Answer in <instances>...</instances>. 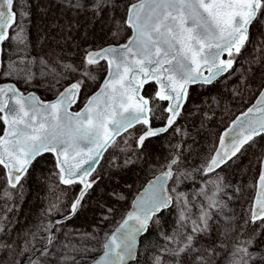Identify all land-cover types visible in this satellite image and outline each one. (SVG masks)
<instances>
[{
	"label": "snow or ice",
	"instance_id": "6c2138e0",
	"mask_svg": "<svg viewBox=\"0 0 264 264\" xmlns=\"http://www.w3.org/2000/svg\"><path fill=\"white\" fill-rule=\"evenodd\" d=\"M59 3L68 11L85 7L79 0H59ZM106 5L115 6L114 0H93L92 8L99 11ZM14 6L19 11H14ZM27 7V0L24 4L19 0H0V70H3L0 75L22 77L26 83L33 79L31 68L18 64L31 65L37 61L21 57L19 62L5 65L2 57L7 41L14 42L20 51L28 47L23 23L29 15ZM124 25L132 31L124 44L85 49L79 65L64 62L55 53L51 66L48 60H39L42 66L48 67L47 72L41 68V75L52 78L54 89L56 84L70 79V75L78 77L67 85L62 84V90L56 89L54 101H43L34 92L25 94L15 84L0 85V122L5 125L0 135V166L5 169L8 187L16 188L33 162L45 153L53 154L61 184L81 185L79 193L67 206L68 215L55 223L42 224L33 233L32 240L25 243L21 254L32 253L28 264H47V260L42 262L40 257L51 255L48 246L56 240L52 229L82 209L89 190L97 183L89 177L96 171L103 154L109 148L119 147L118 137L124 133L132 137L129 130L140 125V134L135 140L137 148H142L146 140L167 133L173 127L192 86L211 85L234 70L236 58L249 42L250 29L264 33V0H130ZM225 53L227 59H222ZM262 59L264 57H257L251 63L259 65L264 76ZM101 61L105 62L106 78L99 89L87 97L80 111H70L86 86L85 81L97 79L94 72ZM248 70L253 71L252 67ZM149 80L159 86L152 100L168 101L163 109L167 113L163 117L165 124L159 128L151 126L157 105L141 95L143 85ZM261 136H264V90L223 133L218 147L205 162L191 170L181 169L179 152L173 154L114 231L102 237L81 234L79 247L65 244L64 248L80 254L81 259L89 253L100 252L89 264H129L136 259L137 238L148 231L150 224L159 223V213L175 207L177 227L171 235L164 236L165 241L175 247L165 245L161 249L174 259L165 261L164 255H158L153 257V264H264V246L257 244L264 232V157L258 160L261 170L256 183L250 185L256 189V194L240 226V235L250 225L256 227L245 239L237 236L231 248L224 241L231 238L236 226L233 217L224 215L223 210L228 205L222 197L232 199L226 191L232 185L226 184L217 172ZM225 137H228L227 144ZM123 142L127 143V138ZM175 147L179 149L180 145ZM132 162L131 158L125 160V164ZM193 173L217 175L192 192L178 191L184 180H195ZM169 181L173 182L171 188ZM235 191L240 189L237 187ZM3 197L10 200L12 193L5 188ZM52 209L60 211L56 204L46 214ZM3 219L6 217H0V232L5 230ZM41 231L50 234L43 238L44 247L36 249L40 257L33 259V241ZM214 232L217 241L209 239ZM89 240H98L99 247H89L85 243ZM201 241H207V245ZM9 247L0 243V249ZM61 261L62 264H80L75 255L69 254H64ZM15 264L20 261L16 260Z\"/></svg>",
	"mask_w": 264,
	"mask_h": 264
},
{
	"label": "rangeland",
	"instance_id": "374dc122",
	"mask_svg": "<svg viewBox=\"0 0 264 264\" xmlns=\"http://www.w3.org/2000/svg\"><path fill=\"white\" fill-rule=\"evenodd\" d=\"M24 2L25 0H19L20 4H24ZM79 2L85 5L83 9L68 11L59 3V0H27V11L31 8L30 4L34 6L36 11H39L35 20L38 32L28 31L30 24L28 17L22 18L27 32L28 47L23 51L18 48L15 54L5 57L3 61L6 65L11 61L19 62L21 57L35 59L37 61L35 64H18V66L30 67L33 79L26 83L22 77L0 75V80H13L23 90H34L44 98H52L56 95V89H62V84L67 85L72 79L78 77L70 75V79L61 81V84H56V89L52 88L51 85L54 83L52 78L41 75L42 67L46 72L48 71V67L39 63L41 58L48 60L49 66H51V57L55 53L60 56L62 61L79 65L83 50L101 47L109 43H122L130 36L131 30L124 25L126 8L130 0H114L115 6L106 5L99 11L93 10V0H79ZM53 3L59 4L58 9L62 12L54 13L53 7L50 6ZM114 33L116 34L114 35ZM11 35L12 30H10ZM13 44L15 43L13 42ZM257 57H264V33L253 28L250 29L249 42L242 50L241 55L236 58L234 70L216 80L220 83L218 87L223 85L222 88L217 92L207 93L205 92L207 86H192L181 116L167 133L159 135L155 140H146L142 148H137L135 140V136L140 134L142 127L140 125L129 130L133 133L132 137H129L128 133L118 137L117 144L119 147L108 149L94 174V178H96L95 175L105 178L108 172L111 175L115 172L116 176L119 177V182L116 183L119 185L118 189L112 190L108 195L113 200L106 206L103 205V202L98 203L92 194L99 183L93 185L94 188L89 190L82 209L75 215L74 219L65 220L63 224L52 229L51 234L56 236V240L53 245L48 246L51 255L47 258L40 257L39 251H36V249L44 247L45 240L43 238L50 233L41 231L37 239L33 241L34 247L29 245V247H33V252H35L33 259L40 257L42 262L47 260V264H62L61 257L64 254H69L75 255L76 259L80 260V264H88L99 252L89 253L85 259H81L80 254L69 252L68 249L64 248V245L70 244L79 247L81 234L84 233H90L96 237H102L104 233H109L122 218V214L130 204L136 189H140L144 184V177L160 171L173 154L179 152L182 160L181 169L191 170L205 162L213 154L222 129L238 111L250 104L248 102L251 97L255 93H259L264 86V76L261 75L260 66L251 63ZM261 63L264 64V59ZM249 67H252V72H249ZM94 74L97 77L95 81H85L86 86L82 88L81 103L100 86L105 78L104 61H101L100 65L97 66ZM175 128H179L180 131H173ZM125 138H127V143L123 142ZM176 145H180V148L177 149ZM155 146L163 149V153L158 157L153 153ZM263 156L264 136L256 137L254 143L246 145L242 149V154H238L232 161L217 170L224 177L225 183L232 185L226 189L232 199H228V196L222 197L228 205L223 210L224 215L233 217L236 226V231L231 234V238L224 241L229 248L236 242L237 236L245 239L256 227L250 225L243 235H240V226L246 218V212L251 205L252 193L255 191V188L250 185L256 183L261 170L258 160ZM128 158H131L133 162L125 164V160ZM105 168L108 169V172ZM39 169L42 173L34 175V178L37 175L34 184L31 182L33 175H30L25 176L16 188H8L5 184V169L0 166V217H6L2 221L5 230L0 232V237L5 235V238L4 240L0 238V243L10 246L7 249H0V261L3 264H15L16 260H19L20 264H26L28 256L32 253L21 254L25 243L32 240L33 233H36L42 224L55 223L57 218L66 215L68 213L67 206L79 191V184L72 186L57 184L56 178L58 176L50 165L41 162ZM138 174L141 175L138 180L137 178H129ZM193 175L195 180H184L177 190L192 192L200 188L207 179L216 178L217 174L212 173L210 177L201 176L200 173H193ZM172 185L173 182L171 181L170 188ZM237 187L240 189L239 192L235 191ZM5 188L12 193L10 200L3 197ZM56 204H58L60 211L52 209L46 214V211ZM96 205L102 210H99L98 214L95 213L93 219L84 222L85 218H82L81 215L86 214L87 207L95 208ZM9 209L11 210L9 211ZM177 215V209L171 207V221L166 226L159 228L160 234L163 233L160 249L146 257L147 264H153V257L158 255H164L165 261L174 259L170 255L163 254L161 249L165 245L169 248L175 247L174 244L165 241L164 236L171 235L177 227ZM220 222L221 225L225 223L223 218ZM209 239L217 241V234L214 232ZM85 243L89 247H99L98 240H89ZM201 243L207 245V241H201ZM257 244L264 246V232L261 233V238L258 239Z\"/></svg>",
	"mask_w": 264,
	"mask_h": 264
},
{
	"label": "trees",
	"instance_id": "16d2710c",
	"mask_svg": "<svg viewBox=\"0 0 264 264\" xmlns=\"http://www.w3.org/2000/svg\"><path fill=\"white\" fill-rule=\"evenodd\" d=\"M4 48H5V52H4V55L2 57L3 60L7 56L15 54L16 50L18 49L17 45L13 44L12 41L5 42V47ZM219 84L220 83L217 81V82H214L211 85H207V88H206L205 92H207V93L217 92L223 86L222 85L221 87H218ZM156 91H157V85H156V83L154 81L149 82L143 88L144 95L147 96L150 99L152 104L157 105V107L155 108V115L151 119V124L152 125L163 124L165 122L163 117L167 115V113L163 111V109L166 108V101L152 100V98L155 96ZM257 94L258 93H255L251 97V99H250V101L248 103H251L254 100V98L257 96ZM4 127H5V125L2 122H0V133L3 132ZM158 137L159 136L154 137V138H150V140L151 139L155 140ZM153 153L155 154L156 157H158V156H160L163 153V149H161V147L155 146L153 148ZM41 162H44V164H46V165H50L52 167L53 171H55V173L58 172V169L56 168V165H55V159H54L53 155L50 154V153H45L43 156L38 157L37 160L34 161V163L30 167V169H29V171H28V173L26 175V177H28L30 175H33V177H31L32 184H34V181L37 178V175H36L35 178H34V175L42 173V171L39 169V165H40ZM105 170H106V168H105ZM106 172H108V169L106 170ZM140 176L141 175L138 174L136 176H132L133 178L132 177H129V178L130 179L137 178V180H138ZM149 176H151V175L149 174V175H146L144 177V179H143L144 183H145V181L147 180V178ZM201 176H204V175L201 174ZM95 177H96L95 179L97 180V183H99V184H98V187L95 190V192L92 194V196H94L95 199L98 200V203L103 202L104 203L103 205L106 206L113 200V199H111V197L108 196L109 192H111L112 190L115 191L119 187V185L116 184L117 182H119V177L116 176L115 172L112 175L110 174V172H108V175L105 178L100 177V175H97V176L95 175ZM113 177H115V178H113ZM126 177H128V176H126ZM129 178H126V179L130 180ZM128 180H126V182H129ZM56 183L57 184L59 183L60 185L63 186V184H61L59 182L58 178H56ZM132 183H134V182H132ZM5 184H6V187H8L6 179H5ZM94 186H93V188H94ZM57 189H58V187H57ZM138 190L139 189H136V192ZM254 193H255V191L252 193L250 204H252V202H253ZM133 197L134 196H132L131 201H132ZM129 205L127 206V208L129 207ZM127 208H126V210H127ZM99 210H102V208L97 206V205H96L95 208L87 207L86 208V214L85 215H81V217L85 218L84 222H88L91 219H93L92 217L94 216L95 213H97V214L99 213ZM126 210H124V213H125ZM124 213L122 214V216L124 215ZM74 217H75V215L71 218V220H73ZM158 218H159L160 224L159 223H158L159 225L158 224H150V227H149L148 231L141 238L140 248H139V253H138L137 258L134 261L130 262L129 264H147V258L146 257H148L150 254H153L154 252H157L160 249V246L162 244L163 238H162V236L160 234V229L159 228L161 226L162 227L166 226L171 221V208L169 210L167 209V210L162 211L161 213H159L158 214ZM0 238H1V240H4L5 235H1Z\"/></svg>",
	"mask_w": 264,
	"mask_h": 264
},
{
	"label": "water",
	"instance_id": "95a60500",
	"mask_svg": "<svg viewBox=\"0 0 264 264\" xmlns=\"http://www.w3.org/2000/svg\"><path fill=\"white\" fill-rule=\"evenodd\" d=\"M14 10V9H13ZM15 11V10H14ZM10 30L11 29H9V35H10ZM132 35V31H131V34H130V36ZM129 36V37H130ZM128 37V38H129ZM127 38V39H128ZM127 41V40H126ZM125 41V42H126ZM125 42H122V43H109V44H105V45H103V46H101V47H98V48H92V50H96V49H100V48H103V47H107V46H118V45H120V44H124ZM222 59H227V54L225 53L224 54V56L222 57ZM1 71V70H0ZM205 75H207V72H205ZM105 78H106V76H105ZM104 78V79H105ZM220 78V77H219ZM103 79V80H104ZM151 81H153V80H149L147 83H145L144 85H143V87H142V89H141V95L142 96H144L146 99H149L147 96H145L144 95V93H143V88H144V86L146 85V84H148L149 82H151ZM103 82V81H102ZM102 82H101V84H102ZM155 82V81H154ZM71 83V82H70ZM4 84H15L16 85V87L17 88H19L20 89V91L21 92H24L25 94H28V93H35L37 96H39L40 97V99L41 100H43V101H54L55 99H56V95L54 96V97H52V98H43L39 93H37L36 91H34V90H23V89H21L18 85H17V83L15 82V81H13V80H4V81H1L0 80V85H4ZM69 84V83H68ZM101 84H100V86H101ZM157 85V84H156ZM99 86V87H100ZM99 87L94 91V92H92L88 97H90L92 94H94L98 89H99ZM62 90V89H61ZM159 90V86L157 85V91ZM190 90V89H189ZM262 90H264V86L262 87V89L260 90V92L262 91ZM260 92L257 94V96L254 98V100L248 105V106H246L244 109H242L241 111H239L230 121H229V123L222 129V131H221V133H220V137L223 135V133L225 132V131H227L231 126H232V124H233V122L238 118V117H240L246 110H247V108H249L250 106H252L255 102H256V100L259 98V94H260ZM81 93H80V96H79V98H78V100H77V103L76 104H74L71 108H70V111H72V112H78V111H80L83 107H84V104H85V102H86V99L81 103ZM150 100V99H149ZM186 103V102H185ZM167 105H168V101H166V107H167ZM185 105V104H184ZM164 124H165V122L163 123V124H159V125H151L153 128H159V127H162V126H164ZM4 130H5V127H4ZM4 130H3V132H4ZM3 132L2 133H0V135H2L3 134ZM220 137H219V140H220ZM219 140H218V143H217V146H216V148L218 147V145H219ZM227 142H228V137H225V143L227 144ZM215 148V149H216ZM215 151V150H214ZM106 153V152H105ZM105 153L103 154V156L105 155ZM214 153V152H213ZM51 154V153H50ZM53 155V154H52ZM213 155V154H212ZM264 157V156H263ZM103 159V158H102ZM102 159L99 161V163H98V165L96 166V170H97V168H98V166H99V164L101 163V161H102ZM162 170V169H161ZM161 170L160 171H158V172H156V173H154V174H152L151 176H149L148 178H147V180L145 181V183L140 187V189L135 193V195H134V197H133V199H132V201H131V203H130V205H129V207L127 208V210L125 211V213H124V215L122 216V218L119 220V222L114 226V228L109 232V234L112 232V231H114L115 230V228L119 225V223L122 221V219L123 218H125L126 217V215H127V213L128 212H130V211H132L133 210V205H134V203H135V201H136V199H137V197L141 194V193H143L144 192V190H145V188H147L148 187V185H149V183L150 182H152L155 178H156V176H158L159 174H160V172H161ZM96 172V171H95ZM95 172L92 174V176L91 177H89V179H95L94 178V174H95ZM22 181V180H21ZM77 184H79V183H77ZM170 184H171V181H169L168 182V187L170 188ZM80 185V184H79ZM80 188H81V185H80ZM80 188H79V191H80ZM79 191H78V193H79ZM77 193V194H78ZM255 194H256V189H255V193H254V196H255ZM77 196V195H76ZM254 198V197H253ZM68 215V213L66 214V215H64L63 217H61V218H57L56 219V221L57 220H62L65 216H67ZM150 227V226H149ZM149 229V228H148ZM146 233V232H145ZM145 233H143V234H141L138 238H137V255H136V258H137V256H138V253H139V248H140V242H141V238H142V236L145 234ZM98 255H100V252L96 255V256H98ZM95 256V257H96ZM94 257V258H95ZM134 261V260H133ZM130 262H132V261H130ZM129 262V263H130ZM26 264H28V261H27V263ZM89 264V263H88Z\"/></svg>",
	"mask_w": 264,
	"mask_h": 264
},
{
	"label": "flooded vegetation",
	"instance_id": "af4514ba",
	"mask_svg": "<svg viewBox=\"0 0 264 264\" xmlns=\"http://www.w3.org/2000/svg\"><path fill=\"white\" fill-rule=\"evenodd\" d=\"M25 3V2H24ZM30 4V3H29ZM31 5V8L28 10V13H29V15H28V21L30 22V24H29V29H28V31H30L31 32V30L33 31V32H35V31H37V28H36V24H35V20H36V18H37V16L39 15L38 14V12L39 11H36V9L34 8V6L32 5V4H30ZM50 6H52L53 8H52V11L54 12V13H56L57 12V14L61 11V10H59L58 8L60 7V5L59 4H57V3H53V4H50ZM59 6V7H58ZM15 11H19V9L16 7V6H14V8H13ZM48 9H50V8H48ZM62 12V11H61ZM43 31V30H42ZM38 32V31H37ZM4 47H5V45H4ZM99 46H97L96 48H98ZM91 49V48H90ZM72 82V81H71ZM216 82V81H215ZM205 86H207V85H205ZM22 89V88H21ZM81 94H82V89H81ZM44 98V97H43ZM81 99V98H80ZM185 105H186V103H185ZM152 125V124H151ZM152 138H154V137H152ZM150 139V138H149Z\"/></svg>",
	"mask_w": 264,
	"mask_h": 264
}]
</instances>
